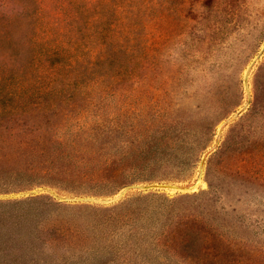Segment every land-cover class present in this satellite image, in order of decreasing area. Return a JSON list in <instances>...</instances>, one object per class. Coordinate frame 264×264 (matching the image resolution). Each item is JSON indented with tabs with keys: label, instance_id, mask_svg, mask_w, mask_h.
Instances as JSON below:
<instances>
[{
	"label": "rangeland",
	"instance_id": "1",
	"mask_svg": "<svg viewBox=\"0 0 264 264\" xmlns=\"http://www.w3.org/2000/svg\"><path fill=\"white\" fill-rule=\"evenodd\" d=\"M37 9V33L49 45L81 43L89 57L120 52L103 58L104 79L83 88L82 98L13 120L0 115V202L42 195L105 209L137 193L172 198L207 191L210 183L244 258L264 253V0H37ZM117 66L114 84L107 76ZM19 141H105L117 147L105 156L142 165L129 174L140 180L114 195L94 194L107 188L87 179L38 185L42 180L12 174L26 160ZM198 143L206 148L192 177L179 180ZM145 254L104 260L182 264Z\"/></svg>",
	"mask_w": 264,
	"mask_h": 264
},
{
	"label": "trees",
	"instance_id": "2",
	"mask_svg": "<svg viewBox=\"0 0 264 264\" xmlns=\"http://www.w3.org/2000/svg\"><path fill=\"white\" fill-rule=\"evenodd\" d=\"M37 15V0H0V115L12 116L10 120L87 95L83 88H94L106 75L103 58L120 52L111 48L101 55L97 50L89 57L92 50L86 52L81 43L51 46L37 33ZM94 38L100 39L101 33L95 32ZM121 74L117 66L107 77L115 84ZM54 83L60 85L56 91L49 88ZM16 145L26 160L12 174L42 180L38 185L60 177L72 183L87 179L107 188L94 194L114 195L140 180L129 174L142 165L105 156L117 148L105 141ZM205 148L201 143L192 148L198 155L182 163L179 180L192 177ZM92 154H98L99 161ZM217 192L209 183L207 191L172 198L137 193L105 209L61 205L42 195L3 201L0 264H108L115 260L105 261L106 256L145 253L182 264H264V253L244 258L229 236L225 211L213 200Z\"/></svg>",
	"mask_w": 264,
	"mask_h": 264
},
{
	"label": "water",
	"instance_id": "3",
	"mask_svg": "<svg viewBox=\"0 0 264 264\" xmlns=\"http://www.w3.org/2000/svg\"><path fill=\"white\" fill-rule=\"evenodd\" d=\"M262 52H264V47H263V50H262ZM143 189H145V190H148V189H152L153 188V186L151 187V186H146V187H142ZM177 188V190H180V191H187V190H189V188H185V187H176ZM127 189H129V188H126L125 190H127ZM124 190V191H125ZM123 191L119 194V196L118 197H116V198H114V199H112V200H109L108 202H113V201H115V200H117V199H119L122 195H123Z\"/></svg>",
	"mask_w": 264,
	"mask_h": 264
},
{
	"label": "bare ground",
	"instance_id": "4",
	"mask_svg": "<svg viewBox=\"0 0 264 264\" xmlns=\"http://www.w3.org/2000/svg\"><path fill=\"white\" fill-rule=\"evenodd\" d=\"M247 75H248V71L245 72V78H247ZM171 188L177 190V188L174 186H171ZM193 189H195V188L194 187L190 188V190H193Z\"/></svg>",
	"mask_w": 264,
	"mask_h": 264
}]
</instances>
